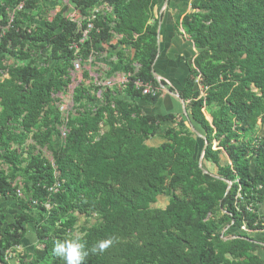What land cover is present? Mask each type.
<instances>
[{
  "label": "trees",
  "instance_id": "1",
  "mask_svg": "<svg viewBox=\"0 0 264 264\" xmlns=\"http://www.w3.org/2000/svg\"><path fill=\"white\" fill-rule=\"evenodd\" d=\"M67 1L70 12L55 0L62 11L40 27L36 0H0V197H12L18 211L7 223L0 209V264L24 246L29 226L36 245L18 264H63L53 245L76 233L89 249L112 241L85 264H264L249 236L264 232V0H193L181 23L200 50L181 98L192 102L189 122L208 143L201 165L205 142L186 120L138 104L161 95L134 84L160 89L159 0ZM101 6L108 12L76 53L86 25L73 13L86 18ZM104 47L116 52L129 83L97 87L85 72L63 119L57 95L68 93L75 62L85 70ZM166 122L174 126L160 136ZM155 138L165 143L150 147ZM223 152L231 165H222ZM207 165L232 184L228 194L227 183L203 173ZM161 197L164 209L155 207Z\"/></svg>",
  "mask_w": 264,
  "mask_h": 264
},
{
  "label": "crops",
  "instance_id": "2",
  "mask_svg": "<svg viewBox=\"0 0 264 264\" xmlns=\"http://www.w3.org/2000/svg\"><path fill=\"white\" fill-rule=\"evenodd\" d=\"M44 1V3L42 2ZM193 0H159L158 6L154 10V17L159 20L158 28V50L159 55L155 61L153 71L158 78L161 95L156 104L148 106L145 103H138L142 110L149 115H169L172 114L177 117V121L190 120L189 108L192 106L191 101L185 102L181 98V94L185 90L189 74L194 67L195 58L199 55L200 50L195 47L191 38L186 35L182 28V21L185 16L192 12ZM37 4L42 7L39 19L35 24L44 27L46 21H51L61 11L62 6L55 2V0H36ZM63 3L68 5V1ZM45 4V5H44ZM69 7V5H68ZM72 7L68 8L70 12ZM52 18V19H51ZM51 19V20H50ZM160 31V33H159ZM120 38L114 37L110 42L111 45H116ZM105 50L96 53L89 63L90 76L93 83L97 81H104L107 78H113L123 73V65L116 57V52L109 47H104ZM183 101H182V100ZM187 112V114H186ZM208 121L211 122L210 116L204 112ZM186 125L187 122H185ZM165 130L173 127L172 124H164ZM259 138L264 137V124L258 123ZM165 131L161 135H163ZM214 143V142H213ZM217 145H219L218 142ZM149 145V143H148ZM149 145L150 147H159ZM219 148H217L218 150ZM216 151V150H215ZM225 152L222 153L224 155ZM223 166L231 165L230 159L225 154V162L221 161ZM6 198L0 197V209L6 206L4 201ZM12 213L15 210H9ZM15 212H13V216ZM7 223H11L10 221ZM262 234H255L250 232L249 236L260 247L258 255L264 259V232ZM260 235V236H257ZM31 244V245H30ZM33 243H30L25 238L23 249L26 252H31ZM233 264H236L235 262Z\"/></svg>",
  "mask_w": 264,
  "mask_h": 264
},
{
  "label": "built area",
  "instance_id": "3",
  "mask_svg": "<svg viewBox=\"0 0 264 264\" xmlns=\"http://www.w3.org/2000/svg\"><path fill=\"white\" fill-rule=\"evenodd\" d=\"M64 1V0H62ZM23 7L20 6L19 9H21ZM103 12H108L107 9H105V6H101V7H96L94 9L91 10L90 14L88 15V17L86 18H80L78 16V14H76V12L73 13V18H75L74 22L77 23V25L79 26V28L82 27V24L86 25V28L82 31V37L79 41V44L77 43H73L72 44V49L78 53L80 51V45L84 44L87 40H89V36L90 34L95 30V25L94 22L96 21L97 17L103 13ZM13 18V16H12ZM84 70L83 64L80 62V60H77L74 64V70L71 71V85L69 87L68 93L62 97H60V101L59 104H57L58 109L63 117V119L67 118L69 113L72 111L73 109V101H72V96H73V92L75 90V88L82 83V72ZM129 83V76L125 75L124 73H122L119 76L113 77V78H107L104 81H97L94 84H96L97 87H106V88H110V89H114L116 87L121 88V89H125L127 84ZM135 87L140 90L143 89V94L144 95H152L153 97L159 95L161 93L160 89H155L151 86L148 85H144L142 82L137 81L134 83ZM59 96V95H57ZM70 102V103H69ZM62 131V138H65L66 136V130L65 129H61ZM11 255L9 254V256H7L9 259Z\"/></svg>",
  "mask_w": 264,
  "mask_h": 264
},
{
  "label": "rangeland",
  "instance_id": "4",
  "mask_svg": "<svg viewBox=\"0 0 264 264\" xmlns=\"http://www.w3.org/2000/svg\"><path fill=\"white\" fill-rule=\"evenodd\" d=\"M45 5V4H44ZM52 19V18H51ZM50 19V20H51ZM91 61V60H90ZM90 63V62H89ZM91 64V63H90ZM89 67L88 68H85V70L82 72V75L85 73V72H90L88 71ZM91 73V72H90ZM81 75V76H82ZM7 78V76H5ZM79 79H82V78H79ZM87 85H91L89 82H86ZM200 88V87H199ZM199 88H197L198 90H200ZM64 96L63 95H59L57 96V98H60ZM65 97V96H64ZM70 103V102H69ZM192 103V102H190ZM186 121L188 122V119H186ZM165 124H170L169 122H166ZM188 125H190V123L188 122ZM61 130V129H60ZM163 131H167V129L165 130V125H163L161 127V129L159 130L158 134L161 136V134L163 133ZM160 143H165L162 139L160 138H155L153 139L152 141L149 142V145H152V146H157L159 145ZM33 144V143H32ZM63 144V141L61 138H57L55 139V147L58 148L60 146H62ZM218 148V145L217 143H213V150H217ZM40 153L48 160V161H52V153L47 150L46 148L45 149H42L40 150ZM38 152V151H37ZM221 161L225 162V154L221 156ZM207 169L208 171L211 173V174H214L216 175L217 174V170L214 166L212 165H207ZM206 169V170H207ZM23 190V189H22ZM20 192V191H19ZM2 202H6V206L3 208V215H4V220L7 221V222H12L13 221V212H15V214L18 213L17 210V205H16V202L14 201V199L12 197L10 198H6L4 201ZM168 205V198L166 197H161L158 201V203L156 204L155 207L157 208H160V209H164L166 206ZM9 210H15L13 211L12 213H10ZM85 222V220H83L81 223ZM94 223V222H93ZM230 228V227H229ZM228 228V229H229ZM227 229V230H228ZM244 233H245V230H243ZM234 233H237L236 229L233 230ZM248 232V231H247ZM262 234L261 232H255V234ZM257 236H260V235H257ZM26 239L30 242V243H33L32 245L35 246L36 245V237H35V229H34V226H29L28 228V234L26 236ZM31 245V244H30ZM26 252V249L24 248H18L16 253H14L13 255H11L9 257V264H18V258L20 255L24 254Z\"/></svg>",
  "mask_w": 264,
  "mask_h": 264
},
{
  "label": "clouds",
  "instance_id": "5",
  "mask_svg": "<svg viewBox=\"0 0 264 264\" xmlns=\"http://www.w3.org/2000/svg\"><path fill=\"white\" fill-rule=\"evenodd\" d=\"M111 243V240H101L89 249L83 236L76 233L65 239L57 240L53 245L52 252L63 261V264H85L89 252L102 253Z\"/></svg>",
  "mask_w": 264,
  "mask_h": 264
},
{
  "label": "water",
  "instance_id": "6",
  "mask_svg": "<svg viewBox=\"0 0 264 264\" xmlns=\"http://www.w3.org/2000/svg\"><path fill=\"white\" fill-rule=\"evenodd\" d=\"M159 33H160V31H159ZM158 37H159V34H158ZM158 53H159V50H158ZM159 55V54H158ZM153 76H154V78L155 79H157L158 78V76L156 75V73L153 71ZM182 100V99H181ZM183 101V100H182ZM186 114H187V112H186ZM190 123V122H189ZM190 129L192 130V132L199 138V139H201V140H203L204 142H205V146H204V148H203V154H202V157H201V159H200V165L202 164V159H203V156H204V153H205V151H206V149H207V147H208V143L206 142V138L204 137V136H202L201 134H200V132H198L196 129H195V127L190 123ZM201 169H202V171H203V173L204 174H208V175H210L211 177H213V178H215V179H217V180H221V181H223V182H225V183H227L228 184V189H227V193L226 194H228L229 193V191H230V189H231V187H232V184L231 183H229V182H227L226 180H224V179H221L220 177H218V176H216V175H214V174H209L207 171H206V169L205 168H203L202 166H201ZM227 231V229L223 232V233H225ZM247 240V239H246ZM249 241V240H248Z\"/></svg>",
  "mask_w": 264,
  "mask_h": 264
},
{
  "label": "bare ground",
  "instance_id": "7",
  "mask_svg": "<svg viewBox=\"0 0 264 264\" xmlns=\"http://www.w3.org/2000/svg\"><path fill=\"white\" fill-rule=\"evenodd\" d=\"M6 78V77H5Z\"/></svg>",
  "mask_w": 264,
  "mask_h": 264
}]
</instances>
